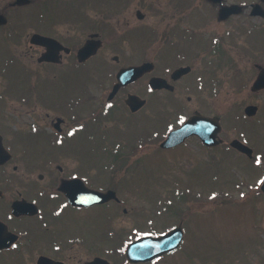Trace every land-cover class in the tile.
Wrapping results in <instances>:
<instances>
[{
  "label": "flooded vegetation",
  "instance_id": "obj_1",
  "mask_svg": "<svg viewBox=\"0 0 264 264\" xmlns=\"http://www.w3.org/2000/svg\"><path fill=\"white\" fill-rule=\"evenodd\" d=\"M107 1L0 0V36L14 40L10 58L23 71L6 75L10 64L0 63V264H160L126 254L132 226L119 215L132 213V179L121 185L119 174L191 116L210 121L162 151L208 163L235 152L264 165V0H205L200 11L184 0ZM192 15L196 27L185 25ZM21 44L32 63L19 59ZM143 63L141 77L118 81ZM103 77L112 85L89 84ZM226 81L233 95L220 108ZM132 95L145 100L137 111ZM141 114L157 124L134 143L132 117Z\"/></svg>",
  "mask_w": 264,
  "mask_h": 264
},
{
  "label": "rangeland",
  "instance_id": "obj_2",
  "mask_svg": "<svg viewBox=\"0 0 264 264\" xmlns=\"http://www.w3.org/2000/svg\"><path fill=\"white\" fill-rule=\"evenodd\" d=\"M57 1H65L68 5L66 0ZM184 2L187 9L197 3L198 11L208 7L205 0ZM107 3L113 4V0H108ZM120 3H123L122 0ZM55 4L57 3L54 2ZM127 5L132 7V0H127ZM20 14L23 16L25 11ZM18 18L20 17H16V22ZM196 18V15L190 16L185 25L196 27L199 22ZM48 30V27H43L45 33ZM11 38L9 36L4 39L0 36V63L8 61L10 64L6 75L11 76L18 68L15 76H19L23 72L22 67L18 60L10 58L12 44H15ZM28 46L29 44L19 45L17 54L20 60L32 63V51H27ZM139 62L136 59L132 63ZM217 78L223 81L226 79L221 76ZM99 80L106 85H112L113 82V78L103 77L95 82L90 81L89 84L97 85ZM230 84L226 81L223 85H227V89L219 97L217 105L220 108L226 105L224 99L233 95ZM144 85L145 80H141L132 85V90H143ZM197 87L203 91L200 83L194 85V88ZM186 95L187 93L183 94L184 97ZM175 111L178 110H172L171 119L175 118ZM156 124L146 114L132 117L134 143L141 133L151 127L155 128ZM231 154L227 156L217 151L216 163L215 160L214 163H208L206 155L199 157L192 152H164L160 150L159 144L138 150L132 156V172L119 174L121 185L132 179V213L121 211V227L132 226V234L141 226L143 229L152 227L155 232L160 233L182 222L186 226L183 245L159 259L160 264H264V194L260 189L264 165L257 166L246 156L235 152ZM106 159L105 157L104 163H109ZM107 176L108 174H104L103 178L107 179ZM125 191L127 190L124 189ZM178 192L185 196L178 198ZM168 202L173 203V209L168 208L160 213L159 209ZM126 207L130 209L131 205ZM148 218L153 219L152 225L147 223Z\"/></svg>",
  "mask_w": 264,
  "mask_h": 264
},
{
  "label": "water",
  "instance_id": "obj_3",
  "mask_svg": "<svg viewBox=\"0 0 264 264\" xmlns=\"http://www.w3.org/2000/svg\"><path fill=\"white\" fill-rule=\"evenodd\" d=\"M142 68L143 66L132 67V69L127 70L123 74L121 79L130 78V77H132V79H135L137 75L139 76L140 74L144 72L141 70ZM143 103L144 102L140 100L138 96L132 95V109L133 110L138 109ZM194 120H196V118L189 120L182 128L173 131L171 135L169 136V139L167 140V142L164 143V145H171L172 143H177V141H180V139H182L184 135L192 131L191 124L193 123ZM239 146H241V144ZM240 148L242 150L245 149L242 147ZM182 239H183V232L180 228L173 229L172 231L164 235L157 236V237L144 236L132 242V244L128 248V253H130L132 249V260L133 261L150 260L159 255H162L163 253L167 251H170L176 248L181 243Z\"/></svg>",
  "mask_w": 264,
  "mask_h": 264
}]
</instances>
